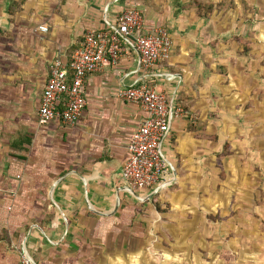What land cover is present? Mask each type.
<instances>
[{
	"label": "crops",
	"instance_id": "crops-1",
	"mask_svg": "<svg viewBox=\"0 0 264 264\" xmlns=\"http://www.w3.org/2000/svg\"><path fill=\"white\" fill-rule=\"evenodd\" d=\"M191 5L0 0V264H19L23 252L35 264H133L132 256L156 253L154 244L145 248L155 235L144 221L192 207L204 177L225 171L214 159L228 156L222 150L239 139L242 114L258 105L257 73L244 71L241 59L256 56L254 44L242 53L236 37L245 30L234 16L224 19L225 9L205 17ZM127 9L141 14L145 28L168 31L169 59L144 69L129 38L117 63L108 59L86 76V105L76 124L57 117L40 124L50 63L58 56L68 62L87 31L116 28ZM142 84L158 89L174 109L191 110L194 121L185 112L172 119L163 144L167 174L152 191L131 189L122 174L129 137L146 114L120 94Z\"/></svg>",
	"mask_w": 264,
	"mask_h": 264
},
{
	"label": "rangeland",
	"instance_id": "rangeland-1",
	"mask_svg": "<svg viewBox=\"0 0 264 264\" xmlns=\"http://www.w3.org/2000/svg\"><path fill=\"white\" fill-rule=\"evenodd\" d=\"M235 1L223 17L234 16L254 44L256 56L241 59L244 71L257 73L256 112L242 114L239 139L227 144L228 156L214 159L225 171L204 177L207 185L193 190L192 207L175 206L156 222L154 216L144 221L155 235L143 241L145 248L155 245L156 253L132 256L133 264H264V0Z\"/></svg>",
	"mask_w": 264,
	"mask_h": 264
},
{
	"label": "built area",
	"instance_id": "built-area-1",
	"mask_svg": "<svg viewBox=\"0 0 264 264\" xmlns=\"http://www.w3.org/2000/svg\"><path fill=\"white\" fill-rule=\"evenodd\" d=\"M46 32L48 28L39 26ZM134 46L144 69L168 60L173 45L172 38L163 27H144V20L137 10L127 9L118 16V25L111 30H89L68 62L58 56L49 65V77L44 87L38 117L40 124L59 118L66 125L76 124L86 105L83 86L86 76L102 69L106 60L114 64L124 56L123 42ZM127 43V42H126ZM124 100L140 104L146 116L130 135L123 177L135 190H155L164 184L166 161L163 144L170 131L171 121L184 112L174 109L163 93L146 84L130 86L121 94ZM66 98L63 109L59 108ZM19 264H35L26 253Z\"/></svg>",
	"mask_w": 264,
	"mask_h": 264
},
{
	"label": "trees",
	"instance_id": "trees-1",
	"mask_svg": "<svg viewBox=\"0 0 264 264\" xmlns=\"http://www.w3.org/2000/svg\"><path fill=\"white\" fill-rule=\"evenodd\" d=\"M191 3H192L191 6L198 7L200 12L202 13L204 12L203 15L205 17H207L208 14H211L214 11L220 12L226 8L228 9L232 8L231 10H234V8L236 9V1L234 2V0H191ZM239 38L241 40L242 45L244 46V52L242 53L247 54L251 49V43L248 40V36L247 37L241 36ZM184 109H185L186 119L189 122L194 123L193 118L191 116V110H189L188 108H184ZM227 147L228 145L226 144L225 145L226 152L222 153L221 157L229 154L227 151Z\"/></svg>",
	"mask_w": 264,
	"mask_h": 264
}]
</instances>
